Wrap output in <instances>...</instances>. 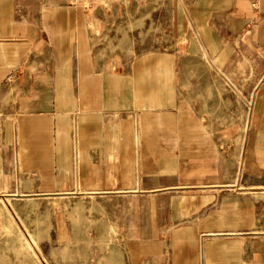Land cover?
<instances>
[{
    "label": "crops",
    "instance_id": "0c3cea01",
    "mask_svg": "<svg viewBox=\"0 0 264 264\" xmlns=\"http://www.w3.org/2000/svg\"><path fill=\"white\" fill-rule=\"evenodd\" d=\"M57 195L117 264H264V0H0V197Z\"/></svg>",
    "mask_w": 264,
    "mask_h": 264
},
{
    "label": "rangeland",
    "instance_id": "374dc122",
    "mask_svg": "<svg viewBox=\"0 0 264 264\" xmlns=\"http://www.w3.org/2000/svg\"><path fill=\"white\" fill-rule=\"evenodd\" d=\"M91 206L76 196L0 197V264H117V228L99 223Z\"/></svg>",
    "mask_w": 264,
    "mask_h": 264
}]
</instances>
